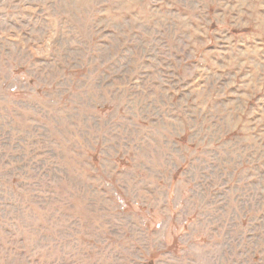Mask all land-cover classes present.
Listing matches in <instances>:
<instances>
[{"label":"rangeland","instance_id":"rangeland-1","mask_svg":"<svg viewBox=\"0 0 264 264\" xmlns=\"http://www.w3.org/2000/svg\"><path fill=\"white\" fill-rule=\"evenodd\" d=\"M0 264H264V0H0Z\"/></svg>","mask_w":264,"mask_h":264},{"label":"trees","instance_id":"trees-1","mask_svg":"<svg viewBox=\"0 0 264 264\" xmlns=\"http://www.w3.org/2000/svg\"><path fill=\"white\" fill-rule=\"evenodd\" d=\"M245 32V31H244ZM232 33H239V32H236V31H232Z\"/></svg>","mask_w":264,"mask_h":264}]
</instances>
